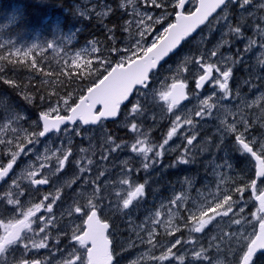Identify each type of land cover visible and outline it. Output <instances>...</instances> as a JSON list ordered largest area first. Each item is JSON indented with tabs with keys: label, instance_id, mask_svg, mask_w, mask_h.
<instances>
[{
	"label": "snow or ice",
	"instance_id": "6c2138e0",
	"mask_svg": "<svg viewBox=\"0 0 264 264\" xmlns=\"http://www.w3.org/2000/svg\"><path fill=\"white\" fill-rule=\"evenodd\" d=\"M187 3H189V0H167V3L166 0H145V4L149 7L163 9L170 5L175 10V21L163 27L162 32L152 34V25L162 23L170 13L164 12L155 19L147 12L137 13L138 19L134 23L139 38L135 39L125 50L118 47L108 50L119 56V62L115 63V66H112V61L107 57L99 60V67L96 69L91 68L92 60L89 59L84 62L89 72H99V69L103 68L106 75L101 74V78H98L91 86L87 87L86 93L81 94L78 100L73 101L71 104L69 103L71 98L69 94V99H63L62 109L58 101L55 107L49 106L48 110L41 111L39 120L36 122L38 126L42 122L41 130L29 132L24 129L25 135L21 138L18 129L12 128V131L16 133L14 139L19 141L15 144L16 151H12V140L0 139V144H6L9 151H11L10 162L6 166L0 165V181H3L5 177L9 176V172L13 170V165L21 153L28 155L32 152V148L26 149L25 144L35 147L40 138H44L48 134H56L58 137L67 138L64 147L56 148L54 151L45 144L44 154H37L35 161H30L19 177H15V173H13L15 178H12V184L9 186V190L5 192L4 199L0 201V204L6 203L13 206L11 209L13 212L19 209L18 215L22 218L8 223L0 221V229H3V234L0 235V264H8V261L2 259V257L14 252L16 249L13 246L22 244L26 252L49 247V235L46 229L49 226L54 228L57 224L56 218L51 215L53 205L57 201L63 203L62 189L65 187L71 188L80 177L56 186L54 195L49 190L40 202L32 204L26 210L20 198L33 196L34 192L38 193L40 191L39 186L48 185L50 189L55 186L60 179L59 174L63 173L65 169L66 162H70V157H73L72 162L78 166L80 173L90 171L88 166L92 165V160L88 159V166L83 165L82 160L84 157L76 160L70 147L71 138L82 135L83 130L79 127L80 124L98 125L109 118H116L121 113L123 105V108L126 109L123 114L125 127L130 128L134 133H138L135 143L131 144L130 151L142 158L144 170L153 168L159 163L158 158L162 156V151L157 150V148L164 149L169 140L176 135L177 129L181 126L182 116H175V123L171 131L167 133V139L163 141V144L157 146L150 144L147 139H140L141 135L146 136L145 133L140 132V125L143 120L148 118L146 98L150 73L152 70L157 69L160 62L164 61L170 54L176 55L179 52L181 42L190 37L217 9H220L223 13V15L218 16V19L223 21L220 26L219 40L211 49H197L198 56L196 58L186 56L180 61L177 67L178 75L181 69L190 71L188 66L190 64L194 65L197 69L194 75L198 76L195 79V88L201 89L205 83L218 86L222 93L220 98L227 99L231 93L229 81L236 66L246 64V54L252 52L257 43H259L261 49H264V16L255 19V13L250 11L253 7V0H198L195 10L185 14ZM230 6H235L239 10V19L235 25L232 22V17L229 16L228 9ZM258 9L264 10V0H259ZM245 14H247V17L255 19V23L246 22ZM247 31H251L252 36H247ZM149 34H152L150 41L146 39ZM257 36L259 41L255 39ZM236 43L243 44V49L236 48L233 51ZM97 44L98 41H91L90 48H84L77 52L72 63L76 67H80V64L76 62L81 60L83 56L96 54L100 51ZM36 47L38 46L33 45L24 51V56L27 57ZM48 48L53 51L57 50L53 44H49ZM222 49H227V51H222ZM262 56H264V53H262ZM0 59H3V57H0ZM106 62L107 65L105 66ZM35 63V61L32 62L33 67H35ZM259 64L262 66L260 72L264 73V58L259 59ZM246 70L251 71V66ZM260 78L264 79V76H260ZM245 83H249V81L246 80ZM186 86L184 80L177 79L176 82L171 84L169 91L161 93V98L169 101V112L178 106L181 101L187 99ZM134 90L137 96L133 101L130 97L134 96ZM213 94H215V88ZM140 97H143V99ZM25 99L31 102L32 98L26 96ZM40 99L43 101L45 97L42 96ZM259 100H264V95L259 97L257 101H253V105ZM201 104V110L195 111L194 114L201 119H207L211 116L214 105L209 103L208 100L201 101ZM0 106L3 107V111L0 112V120L7 121L4 125L6 128H11L13 124L19 125L21 119H26V117H22L15 112L14 106L10 102L6 103L0 100ZM247 107H252V105H247ZM260 107L261 111L264 112V105ZM61 110L67 112L68 115L59 114ZM52 113H56V115L53 117ZM229 114L232 117L230 121L228 119ZM258 120L260 121L259 124H257ZM182 122L190 126L193 124L192 110L184 113ZM220 125L218 128L221 133L220 143L215 144L214 147L219 150L224 138L231 134L236 143L237 151L254 158L256 162L255 178L251 179L250 184L234 189L235 193L240 194V200H233V192L223 191L217 185L218 194L214 195L211 201L206 199L201 202L195 211L187 209L188 216L185 219L186 222L190 221L191 223L186 224V226L189 227L190 233H203L205 237H208V232L211 231V229L205 231L208 225L216 226L225 217L231 220L232 217H229V213H232V216L238 215L237 212H234V207H238L239 213L244 212L246 201H244L243 193L245 190L250 189L252 198L258 202L257 212L252 214V218L255 220V223L252 224V231L211 236L207 239L206 244L202 243L199 237H190L188 240L175 238L168 246L163 247L159 256L152 255L151 258L155 264H174V262L175 264H193L192 261L186 262L187 245L193 246L191 249L192 256L197 264H223V261L217 259L212 252L215 249L216 254H219L223 243H227L232 254L238 257L234 264H255L254 257L259 251L264 250V187L258 186L257 183V181H260L261 184H264V132L260 131V129H264V117H257L256 120H253L244 113L242 108L235 113L226 110L225 118L220 121ZM184 139L186 144L183 146V152L174 162V165L171 166L193 165L196 163L197 156L207 151L198 148L197 134L193 133L190 136H185ZM105 143L108 145L109 153L125 150L129 147L127 143H117L111 135L105 137ZM87 151L84 148L80 149L81 153ZM149 153H152L151 157ZM53 157L56 160L54 168L49 167ZM102 158L108 159V156L104 155ZM231 167L229 159L223 157L215 163L213 171L223 168L230 169ZM130 171L123 173V175H130ZM54 176L57 178L55 181L52 179ZM101 176H105L103 171L96 174L92 180L84 179L83 183L91 188V191L75 192L73 190L72 203L62 213V215L66 214L68 217L75 216V218L81 219L83 228L80 225L73 227L71 241L74 244L70 245V251H68L61 264H119L113 241L109 239L112 233L109 231L110 224L105 216V209L112 208L111 201L105 203L107 197L112 195V183L107 177L104 181H100ZM23 180H27L28 183L26 185L22 184ZM221 180H223V177H221ZM187 182L191 187L192 182ZM147 183L146 180L144 183L136 185L134 181L127 178L121 179L118 185L120 191L115 193L116 209L131 210L140 206L141 201H146ZM185 199V196H176L170 203L175 204L177 210H179L181 202ZM46 201L47 203H45ZM241 202H243V205ZM42 209L49 214L47 218L43 214L37 215V213H41ZM209 213H212V215H209ZM125 215H129V212H125ZM156 215L159 216V213H156ZM155 223H158V221ZM234 223L241 225V220L236 219ZM34 224L36 228H33ZM174 231H179V228L174 229ZM29 233H33V235L29 236ZM40 233L44 235L37 240L35 236ZM232 241H235V248L232 247ZM147 243L156 248L158 241L155 240L154 229L148 231ZM57 244H59V240H57ZM20 264H41V262L35 259H25ZM132 264H139V260L133 261Z\"/></svg>",
	"mask_w": 264,
	"mask_h": 264
},
{
	"label": "rangeland",
	"instance_id": "374dc122",
	"mask_svg": "<svg viewBox=\"0 0 264 264\" xmlns=\"http://www.w3.org/2000/svg\"><path fill=\"white\" fill-rule=\"evenodd\" d=\"M55 1L65 2L66 4L73 5L75 12L80 15L74 18L77 20L80 19L81 17L87 18L88 16H90L89 12H92V10H93L94 15H98V17L106 18V16H108L110 12L108 11L110 10L108 6H110L111 8L113 7L112 2L118 4L119 9L117 10H121L120 9L121 5L131 4L129 12H126V14H131L129 15L131 17L124 16V19H122L123 16L120 18L118 16H115L116 18L114 17L113 19L114 21H112L113 24L115 23L114 25L112 24V27L113 26L115 27L111 29L110 31V33L114 34L115 37L110 34L111 39L108 38V41L110 42L108 43V46L112 48L118 47L121 50H125L129 45H131L134 42L135 39L139 38L137 27H136V24L134 23V21L138 19L137 13L147 12L148 14L152 15L154 19L159 17V13L152 10L153 7H149L148 5L145 4V0H98V1L97 0H77V2L76 0H74L75 2L73 0H55ZM258 2L259 0H253V7L250 9V11L255 13V19H259L261 16H264V10L259 11L258 9ZM83 5L84 6L86 5V6L84 7ZM194 7H195V3H192L188 10L192 11ZM114 8L115 7H113V9ZM228 12L229 14L231 12L237 13L239 12V10L235 6H230L228 9ZM219 15H223V13L221 12ZM218 16L213 20V22L203 32L197 35L193 40L189 41L187 46L179 52L178 56L174 59L175 61L173 64L174 66H172L170 69V72L172 74L177 73L178 64L186 56L191 57V58H196L198 56L197 49L203 50L206 47H208V49H211L213 45L219 40V39L214 40L210 38V34H212V31L210 30H212L216 25L221 26V24H223V21H220L218 19ZM245 16H246V20H249L247 21L248 23H255V19H253L252 17H247V14H245ZM119 19H122V20L118 21ZM57 23L59 25V28H61L62 27L61 23L59 21H57ZM166 26H167V21H162V23L160 24H153L152 34H158L162 32L163 27H166ZM57 34L58 33L51 35L48 38L47 42L49 41V39L51 40L55 38L53 42V45H55L57 49L55 52L57 54L65 55V59H69L71 63L77 53V52L75 53V51L79 52L84 48L90 47V45H84L81 47L78 46L75 50L73 49L74 45L83 44L80 41H77V38L75 36L76 34H73L70 37V40H69V37H66V36L61 37L59 34L58 35ZM152 34H149L146 37V39L150 41L152 39ZM56 35L57 37H55ZM248 36H252L251 31H248ZM112 37H114L115 39H113ZM255 39L259 41L258 36L255 37ZM43 42L44 41L40 42V44L37 45L38 50L40 49V47L42 48L43 46L46 45V44H42ZM5 43H8V45H10L11 48L18 47L12 41H8V42L5 41ZM32 46L33 45L30 44L29 46H27V48L29 49ZM243 47H244L243 44H239V49H243ZM23 49L24 47L22 46L13 51L22 52ZM17 50H20V51H17ZM262 53H264V49H261L259 43H257L253 47V51L247 53L245 56L246 64L252 65L251 71L246 70L248 68V67L245 68L246 64L236 66V68L239 71L230 78L229 88L231 90V93H230L229 98L221 99L220 96L222 95V93L220 92L218 86L210 84L202 94L192 95L191 101H190L191 103L188 106L175 110V112H169L168 109H166L167 106L164 104L163 105L161 104L160 99L162 101L161 93L165 92V90L168 89L169 86L173 82H176V80L179 78H169L167 79V82H166L164 73L161 74L158 78H154V83L150 84L149 89L147 90L148 92V95L146 98L147 109L150 110L151 109L150 107L153 105L155 106H158V104L162 105L164 107L165 113L164 114L159 113L157 115V118L160 120L162 119L163 115L166 117L167 115L166 111H167L169 115V119H170V124H171L169 131H171L173 124L175 123V116L176 115L182 116L181 126L177 129L176 135H174L172 139L169 140L168 145H165L164 149H162L161 157H166V155H163L164 152H170V151L175 152L178 149L177 143L178 142L186 143V140L184 139V137L190 136L193 133L197 134V138L198 140H200L204 138V136L202 137L199 136L200 132H205L208 130V133L210 136L214 135L216 137V141H215L216 144H219L221 133L218 131V128L221 126L220 121L225 118L226 110H230L231 113H235L237 112L238 109L242 108L244 113L253 120H256L257 117H259L258 115L264 114V112L261 111V107H260L261 105H264L263 100H259L254 105L252 103L253 101H257L259 97L264 95V91L262 90L264 88V79H260V76H264V73L260 72V68L262 66L259 64V59L264 58V56H262ZM103 57H107L109 60H111L112 66H114L115 63L119 62V56H117L115 52H109L108 50L104 49L102 55H101V51H99L96 54H92L90 57H87V55L83 56L81 60L77 61L76 63L80 62L78 64H82L84 63L83 62L84 60L87 61L89 59L92 60L93 62L96 61L97 63H99V60ZM106 65H107V62L105 66ZM192 66L193 68L191 69L189 73L185 71H181L179 74L181 79L184 80L186 84L189 82H194L195 79L198 78V76L194 75L197 69L194 65ZM174 67H176V70H174ZM100 69L103 70V68H100ZM246 80L249 81V83H245ZM250 81H251V85H250ZM214 88H215V94H213ZM35 95L32 92V93H29V95L27 96V97L32 98L31 102H29V100L27 99L21 100L20 98L16 99L15 102H18L19 104L21 103L20 105L25 106V107L26 106L34 107V105L36 104ZM136 96L137 94H135V96L133 97V101ZM140 98L143 99V97H140ZM203 100H208L209 103H212L214 105L212 109V114L207 119H201L199 117H196L194 114L195 111L201 110L202 108L201 101ZM59 103L62 109L63 100L59 101ZM69 103L71 104L70 100H69ZM16 104L14 103L12 105L14 107H17L18 104L17 105ZM56 105H57V102L56 103L45 102V103H42V106H41L40 101H38L36 107L34 108H38V107L39 108L36 109L34 114L37 113L38 115L41 111L48 110L49 106L55 107ZM247 105H252V107H247ZM0 108H2V106ZM189 110H192L193 124L191 126L183 124L182 122L184 113L188 112ZM63 112L65 111L61 110L59 114L62 115ZM52 115L54 117L56 113H52ZM21 116L27 117V118L21 119L19 125L13 124L11 128H6L4 126L7 123L6 120H0V139H3L5 141L12 140L13 141L12 151L17 150L15 147V144L19 142L14 139V137L16 136V133L12 131V128L18 129L21 138H23L25 135L23 131L24 129H27L29 132H31V131H36L35 128H38L37 123L33 117V114H30V113L27 114V112H24ZM147 117L148 118L145 121H151L152 117H154V114L147 113ZM231 118L232 117L229 114L228 115L229 121L231 120ZM120 123H122V120ZM259 123L260 121L258 120L257 124ZM151 127L152 126H150L149 129H144L143 125L141 124L140 132L145 133L147 135L148 132L146 131H149ZM260 131L264 132V129H260ZM8 134H11V135H8ZM135 134L138 136V133H135ZM108 135H111L108 129L105 127V125L101 124L100 127L96 129L83 130L81 136L72 137L71 138L72 142H71L70 147L72 148L74 158L76 160H79L81 157H84V159L82 160V164L85 166H88V159H91L92 165L88 166L90 167V171H87L86 173H80L78 166L75 165L74 162H72L73 157H70V162H66L63 173L59 174L60 179L58 183L55 186H53L51 189L49 188V190H51L54 195L56 186L63 185L65 181H71L77 177H80V179H77V182L73 185H75L78 191H81V192L85 190L90 191L91 188H88V186L83 183V180L84 179H88V180L94 179L96 174L102 171L100 170V168L103 166L104 163L107 164V166L109 167V170L113 168L112 166H115V168L116 167L120 168L115 173H112L110 171V174L107 176L108 180L112 183V189H111L112 195L108 196L107 199L105 200V203L106 201L107 203L110 201L112 202V208L105 209V216H109L111 217V220H113L114 228L111 231L112 235L110 239L113 241V245L115 247L114 250L117 254L116 258L119 260V264H132L133 261H137V260H139V264H155V262L151 258L152 255L154 254L156 256H159L161 251L163 250V247L168 246L170 242H172L175 238H182L184 240H188L190 237H199L200 241L206 244L207 239L210 238L211 236H224L229 233H238V232L247 233V232L252 231V224L255 223V220H253L252 218V214L256 212L253 211V213H251V211L249 210L248 202H250L251 199L245 196V191L243 193L244 201H246V206H244V212L239 213L238 207H234L233 210L234 212H237L238 215L232 216V213H229V217H232L231 220H229L228 217H225L224 220H222L216 226H213L211 224H210L211 226L208 225L207 228L205 229L206 232L208 231V229H211V231L208 232V237H205L203 233H190L189 227L186 226V224H190L191 222L190 221L186 222V219H185V217L188 216L187 209H192L193 211H195V209L199 207L201 202H204L206 199L207 201H211L212 197L218 194L217 185H219L220 189L223 191H225V187L223 184L225 185L229 184L231 186H234V183L237 181V177H235V182H234V179H226L227 176H230L229 175L230 173H228L230 169H231L230 171H232L235 176L237 175L244 176L248 168H249V171H251V166L248 163V161H246L245 159H243L242 161L247 162V164L243 165V169H242L243 173H242V171H240L236 165H232L230 169L223 168V169H215V171H213V169L215 168V163H213V161L208 162L209 159L207 158L205 159L204 157H201V158L199 157L198 161H196V163L200 165L199 168H197L198 167L197 166L194 169L195 172L194 171L189 172L191 176L192 175L193 176L196 175V177L198 176L196 179H193V185L197 183L198 184L191 186V187L188 185L187 186L188 190L184 192H186L185 193L186 200L189 198V194L187 192L196 193L195 195H193V197L195 198L197 197L198 199L199 198H204V199L201 200L200 204L196 203L194 206L184 205L183 207H181V204H180L179 210L184 213V219H182L180 223H176L174 220V217L178 214L177 206L175 204H171V203L168 205L164 204L163 206H160V207H157L156 205L155 208L151 205L150 206L148 205L154 202L159 203L164 199L162 195L163 193L158 192V191H154L150 200L147 203H145V205L140 204V206H138L136 210H132V209L131 210H123V209L117 210L115 193L120 191V187H118L119 181L121 179L127 178L130 181H134L135 184L138 185L140 184V181L136 177H133V180L131 178L133 173L136 172L137 174H140L146 170L143 169L142 158L137 156L135 153H132L131 151L127 153L123 152L122 155L116 158H111L110 153L108 151V145H106L105 143V137ZM145 137L146 136L141 135L140 139H145ZM135 140H134V143H135ZM230 140H234L231 134H229L227 137L224 138L223 144L221 145L219 150L216 147H213L212 152L210 154H215V155L217 154L219 160L222 159L223 157L228 158L229 152L234 148ZM66 141H67V138L63 136H59V137H53L49 139L47 142L44 141V143L39 142L38 144H36L35 147H33V145L25 144L26 149L32 148V152L29 153L28 155L21 153V155L17 158V161L15 163L17 167H16V171L14 172L15 177H19L21 175L22 170H24L27 167L30 161H35L37 154H41V155L44 154L45 144H47L49 149H52L54 151L56 148L64 147V145L66 144ZM112 146L114 147V145ZM81 148L87 149L88 151L86 153H81L80 152ZM111 153H114V152H111ZM233 154L238 155V153L235 151V148L233 150ZM104 155H107L108 159H103L102 156ZM149 156L151 157L152 153H149ZM161 157H159L158 160H160ZM10 159H11V151H9L8 146L6 144H0V165H4L10 162ZM134 162L136 163V168L132 167ZM55 164H56V160L53 157L50 161L49 167L54 168ZM37 166H38V162H37ZM156 166H159V163H157ZM129 170H131L130 175L124 176L123 173L128 172ZM198 170L200 171V173ZM205 170H206V175L208 176L207 179L201 176ZM97 171L98 173H96ZM220 174H223V175H220ZM217 176H218V182L216 184ZM15 177H12V178H15ZM101 177L99 179H101ZM221 177H223V180H221ZM52 179L55 181L57 178L54 176ZM104 180L105 178L103 179V181ZM184 182L187 183V181H184ZM27 183H28L27 180L22 181V184L24 185H26ZM11 184H12V179L5 186L4 191L1 192L0 201H3L4 194L6 191L9 190V186ZM259 186L264 187V184L260 183ZM176 189L178 190L177 187ZM206 189L208 191H206ZM48 192L49 191H47L46 193H42V192L35 193L34 192L33 196L21 197L20 199L24 205V209L26 210L27 207H30L32 204L40 202L43 199V196L48 194ZM163 192H166V194L171 195L173 193V189H171V191L170 189L168 191L164 189ZM199 192H204V194L201 196V193ZM205 193H207V195ZM235 200H240V194H238ZM241 204L243 205V202H241ZM12 207L13 206L9 205L8 215H6L4 218L0 217V221H2L3 223H8L9 221H14L15 219L22 218L18 215L19 209H17L16 212H13L11 210ZM4 208H5V205L1 206L0 204V212ZM162 209L164 213L161 211ZM125 212H129V215H125ZM156 213H159V216H157ZM209 215H212V213H209ZM236 219L241 220V225H243V227H241V225H237L234 223V220ZM156 221H158V223H155ZM75 225H80L79 219L77 220L72 219L71 222H69L68 228H69L70 235H72V229ZM33 228H36L35 224L33 225ZM176 228H179V231H174V229ZM152 229L155 230V240L158 241L156 248H153L151 245L147 243L148 231ZM46 231L47 233L50 232L49 228L46 229ZM37 232H38V229H37ZM2 233H3V229H0V235H2ZM170 233H174V234H170ZM178 233L180 234L178 235ZM28 235L32 236L33 233H29ZM42 235L44 234L40 233L39 235L35 236V238L39 240L40 236ZM231 243H232V246H234L233 248H235L236 246L235 241H232ZM226 246H228L227 243L221 244V249H220L219 254H216L215 249H213L212 252H213V255L216 256L217 259H219L220 261H223V264H231L229 259H232L235 256L232 254L230 255V258L225 257L226 258L225 259L223 254L221 253L224 251V248ZM13 247H15L16 250L23 249L22 244L16 245ZM192 247H193L192 245L186 246L187 251H188L186 262L192 261L193 264H197V262L193 260L192 251H191ZM40 250L43 251L42 255H43L44 264H59L60 261H63L66 258L68 251H70V246H64V245L56 246V254H53L52 252L47 251V248L40 249ZM58 254H59V257H57V259L54 260V256Z\"/></svg>",
	"mask_w": 264,
	"mask_h": 264
},
{
	"label": "trees",
	"instance_id": "16d2710c",
	"mask_svg": "<svg viewBox=\"0 0 264 264\" xmlns=\"http://www.w3.org/2000/svg\"><path fill=\"white\" fill-rule=\"evenodd\" d=\"M64 6H66L65 2H55V0H18V1L17 0H8V1L0 0V48H1L0 57H3V59H0V97H1L0 100L2 99V97L6 98L5 96L6 94H13L14 96L17 95L16 97L19 96L18 98H20L21 100H24L25 97L29 95V93L33 92L34 95L36 94L35 95L36 100L34 99L36 104L34 105V107H36L38 101H40V104L42 106V103H45V102H53V101H59L62 98H69V94L71 95V98L77 97L78 95L82 94L87 89V87L91 86L98 78H101V74H104L101 69H99V72H95V71L89 72L88 68L85 67V63L80 64V67H76V65L72 64L69 59H65V55L57 54L52 49H49L48 45L53 44L55 40V38L51 40L49 39V41L47 42L50 36L47 37L42 43V44H46L45 46H43L42 48L40 47L39 50L36 47L33 49L32 52L28 54L27 57L24 56V51L28 49L25 46L24 42L27 40L29 44L31 45H39L42 40V38L40 37L44 35H48L49 29H51L49 32L52 34L53 29H55L57 27L56 25H58L57 23L58 18H61L60 16H63L62 14H59V13L61 12L60 10H63L65 8ZM17 11L20 13H18ZM46 11H48V13ZM52 13L53 14L55 13V14L52 15ZM65 16L68 17V21L67 20L65 21L68 24L66 23L64 26L59 28L58 34L61 37L66 36V37H69V40H70V37L73 34H76L75 36L77 38V41H84V39L85 41L89 40V42H87L86 44L90 43L91 41H98L97 45H99V48H104L106 45H108V43H110L108 41V37L111 35L108 29L111 30L112 28H114V26L112 27V25L109 24L112 17H110L111 19L109 18L110 20L108 19V21L102 20L103 22H98L99 20H101L99 18H96L93 20L91 19V23H90V19L86 23V21L82 17L83 19H80L81 20L80 22H82L83 20L84 21L81 23V25L78 26V25H75L74 21L69 22L71 19V16L69 15V13ZM13 18H14V21H12ZM20 20L23 22H21ZM8 23H11V24H8ZM66 25L67 26L69 25L68 28ZM13 29H16V30L18 29L20 30V32L18 34L13 33L12 32ZM39 31H41L42 33ZM35 32H37V34H35ZM77 33L79 34V36L77 35ZM57 35L55 37H57ZM21 38H24V39H21ZM33 39H37V40L35 41ZM5 41L7 42L15 41L14 42L15 45L18 47L11 48L8 45V43L7 44L5 43ZM1 43H4V45ZM77 45H84V44H76L74 45V47ZM5 46H8V47H5ZM22 46L25 49V50L23 49L22 52L13 51ZM7 51H12V52L8 53ZM33 61L36 62L35 67H33L32 65ZM85 61L86 60H84L83 62ZM98 67H99L98 63L96 61L95 62L92 61L91 68L96 69ZM40 69H42L43 72H40L41 71ZM42 96L45 97L43 101H41L40 99V97ZM14 103L18 104L17 107H14V109H16L15 112L20 111L22 109L23 112L26 111L34 115L36 109L39 108V107L34 108L30 106L25 107V106L19 105L18 102H14ZM260 116H262V114H260ZM213 143H214L213 138L205 137V139L202 142L201 148L206 149L207 151L200 154V158L201 157H204L205 159L207 158L209 159L208 162L213 161L214 154H210L212 152V148L214 147V145H212ZM198 159L199 158H197L196 161H198ZM195 164L198 167L200 166L198 163H195ZM189 169L191 172L193 171V167ZM171 174L174 175L175 173L171 172L168 174L167 177H166V174L164 175V173L157 174V175H154V174L151 175L150 181L152 183L151 188H153V191L162 189L164 185H166V187H168L167 189H169L171 187V182L169 179L170 177L173 176ZM202 175H206V171H204ZM173 177L171 178V181L173 180L172 181L173 184H177V181L179 184L180 178L179 180H177V177L176 178H173ZM197 177L196 175L195 177L193 175L186 176L185 181H191L193 184V179H196ZM235 177H237V181H239L244 176H239V175L235 176L231 174V179H234V182H235ZM226 186L229 187L230 185L227 184ZM206 191L208 190L206 189ZM205 194L207 195V193ZM230 255H232V251L228 247L226 251V257L230 258ZM236 259L237 257L231 259V262L234 263ZM255 264H264V255L256 257Z\"/></svg>",
	"mask_w": 264,
	"mask_h": 264
},
{
	"label": "flooded vegetation",
	"instance_id": "af4514ba",
	"mask_svg": "<svg viewBox=\"0 0 264 264\" xmlns=\"http://www.w3.org/2000/svg\"><path fill=\"white\" fill-rule=\"evenodd\" d=\"M49 188L50 186L48 185L41 187L39 192L46 193L47 191H49ZM73 190H75V192H81L76 189L75 185H73L71 188L65 187L62 189L63 203L61 201H57V203L53 205V213L51 215L56 218L57 224L55 228L49 227V247L47 248V251L53 252L54 254H56V246H70L71 244H74V242L71 241V235L69 234L68 222H70L72 219L74 220L77 218H75V216L68 218L66 214L62 215L68 205L72 203V197L74 194ZM45 203H47V201ZM40 214H43L46 218L49 216V214L43 209L41 210ZM80 221V226L81 228H83V222L81 219ZM57 240H59V244H57ZM42 254L43 251L41 250L33 249L31 251L26 252L24 249H19L14 252H10V254H7L5 257H2V259H6L8 261V264H20V262L25 259L39 260L41 264H44Z\"/></svg>",
	"mask_w": 264,
	"mask_h": 264
},
{
	"label": "bare ground",
	"instance_id": "6f19581e",
	"mask_svg": "<svg viewBox=\"0 0 264 264\" xmlns=\"http://www.w3.org/2000/svg\"><path fill=\"white\" fill-rule=\"evenodd\" d=\"M7 1H8V0H7ZM17 1H18V0H17ZM73 1H74V0H73ZM97 1H98V0H97ZM74 2H75V1H74ZM76 2H77V0H76ZM102 2H103V1H102ZM137 2H138V1H137ZM97 3H98V2H97ZM99 3H100V2H99ZM17 4H18V3H17ZM77 4H78V3H77ZM81 4H82V3H81ZM64 5H65V4H64ZM110 5H111V4H110ZM62 6H63V5H62ZM77 6H78V5H77ZM83 6H84V5H83ZM85 6H86V5H85ZM85 6H84V7H85ZM48 7H49V6H48ZM64 7H65V8H64L63 10H60L61 12L59 13V14H62L63 16H60L61 18H58L57 21H59V22L61 23V25L64 26V25L67 23V22H65V21H66V20L68 21V17L65 16V15H67V14L69 13V15L71 16V19H70L69 22L74 21L75 25H78V26L81 25V23H82L84 20H83L82 22H80V21H81L80 19H83L82 17H81L80 19H78L79 21H78L77 19H74V18L80 16L78 13L75 12V10H74V6H73V5H70V4H66V6H64ZM101 7H102V6H101ZM51 8H52V7H51ZM10 9H11V8H10ZM31 9H32V8H31ZM57 9H58V7H57ZM61 9H62V8H61ZM68 9H69V11H68ZM88 9H89V8H88ZM94 9H95V8H94ZM99 9H100V8H99ZM106 9H107V8H106ZM91 10H92V9H91ZM51 11H52V10H51ZM73 11H74L77 15H76ZM89 11H90V10H89ZM108 11H110V10H108ZM17 12H18V11H17ZM46 12L48 13V11H46ZM52 12H53V11H52ZM71 12H72V14H71ZM106 12H107V11H106ZM18 13H20V12H18ZM18 13H17V14H18ZM22 13H23V12H22ZM85 13H86V12H85ZM85 13H84V14H85ZM54 14H55V13H54ZM54 14L52 13V15H54ZM87 14H88V13H87ZM89 14H90V16H88V18L91 17V16H97V17H98V15H94V14H93V10H92V12H89ZM50 15H51V14H50ZM101 16H102V15H101ZM21 17H22V16H21ZM54 17H55V16H54ZM57 17H58V16H57ZM62 17H63V18H62ZM106 17H107V16H106ZM6 18H7V17H6ZM45 18H46V16H45ZM115 18H116V17H115ZM119 18H120V17H119ZM50 19H51V17H50ZM53 19H54V18H53ZM110 19H111V18H110ZM110 19H109V20H110ZM122 19H124V16L122 17ZM122 19H119L118 21H120V20H122ZM132 19H133V18H132ZM3 20H4V19H3ZM3 20H2V21H3ZM10 20H11V19H10ZM45 20H46V19H45ZM88 20H89V19H85L86 23L88 22ZM92 20H93V19H92ZM98 20H99V19H98ZM2 21H1V22H2ZM7 21H8V20H7ZM7 21H6V22H7ZM12 21H14V18L12 19ZM20 21H21V20H20ZM42 21H43V20H42ZM95 21H96V20H95ZM107 21H108V19H107ZM112 21H114V20H112V19L110 20V23H109L110 25L113 24ZM116 21H117V20H116ZM21 22H23V21H21ZM25 22H26V21H25ZM46 22H47V21H46ZM55 22H56V21H55ZM98 22H103V21H102V20H99ZM98 22H97V23H98ZM16 23H18V22H16ZM16 23H15V24H16ZM52 23H53V22H52ZM90 23H91V19H90ZM8 24H11V23H8ZM19 24H20V23H19ZM45 24H46V23H45ZM67 24H68V23H67ZM105 24H106V22H105ZM114 24H115V23H114ZM114 24H113V25H114ZM2 25H3V24H2ZM12 25H13V24H12ZM12 25H11V26H12ZM49 25H50V24H49ZM54 25H55V24H54ZM85 25H86V24H85ZM96 25H97V24H96ZM102 25H103V24H102ZM102 25H101V26H102ZM116 25H117V24H116ZM6 26H7V25H6ZM6 26H5V27H6ZM42 26H43V25H42ZM56 26H57V27H56L55 29H53L52 34L49 32L51 29H49V31H48V35H44V36L40 37V38H42L41 42L44 41L45 38H47V37H49V36H51V35H54L55 33H58L59 25H56ZM66 26H67V25H66ZM68 26H69V25H68ZM68 26H67V28H68ZM12 27H13V26H12ZM46 27H47V26H46ZM91 27H93V26H91ZM102 27H103V26H102ZM114 27H115V26H114ZM2 28H3V27H2ZM33 28H34V27H33ZM67 28H66V29H67ZM79 28H80V27H79ZM94 28H95V27H94ZM111 28H112V27H111ZM25 29H26V28H25ZM41 29H42V28H41ZM81 29H82V28H81ZM91 29H92V28H91ZM116 29H117V28H116ZM8 30H9V29H8ZM15 30H16V29H13L12 32H13V33H16V34H18V33L20 32V30H18V29H17L16 31H15ZM42 30H43V29H42ZM44 30H45V29H44ZM64 30H65V28H64ZM94 30H95V29H94ZM3 31H4V30H3ZM23 31H24V29H23ZM81 31H83V30H81ZM81 31H79V32H81ZM4 32H5V31H4ZM12 32H11V33H12ZM25 32H26V31H25ZM25 32H24V33H25ZM39 32H41V31H39ZM45 32H47V31H45ZM88 32H89V31H88ZM90 32H91V31H90ZM24 33H23V34H24ZM28 33H29V32H28ZM41 33H42V32H41ZM84 33H85V32H84ZM29 34H30V33H29ZM35 34H37V32H35ZM43 34H44V32H43ZM46 34H47V33H46ZM49 34H51V35H49ZM11 35H12V34H11ZM33 35H34V34H33ZM77 35L79 36L78 33H77ZM81 35H83V34H81ZM95 35H96V34H95ZM20 36H22V35H20ZM24 36H25V35H24ZM30 36H32V35H30ZM78 36H77V37H78ZM17 37H18V36H17ZM17 37H15V38H17ZM34 37H35V36H34ZM82 37H83V36H82ZM84 37H85V36H84ZM85 38H86V37H85ZM21 39H24V38H21ZM21 39H20V40H21ZM27 39H28V38H27ZM82 39H84V38H82ZM15 40H16V39H15ZM17 40H18V39H17ZM25 40H26V39H25ZM25 40H24V41H25ZM33 40L36 41L37 39H33ZM90 41H91V40H90ZM14 42H15V41H14ZM14 42H13V43H14ZM19 42H20V41H19ZM30 42H32V41H30ZM80 42L83 43V44H85V43L89 42V40H86V41H85V39H84V41H80ZM24 43H25V46H26V47L30 45L29 42H28L27 40H26ZM1 44L4 45V43H1ZM6 44H7V43H6ZM9 44H10V43H9ZM9 46H10V45H9ZM5 47H8V46H5ZM5 47H4V48H5ZM10 47H11V46H10ZM12 47H13V46H12ZM15 48H16V47H15ZM0 49H1V48H0ZM3 50H4V49H3ZM10 50H11V49H10ZM7 52L9 53V52H12V51H7ZM32 56H33V55H32ZM36 57H37V56H36ZM27 59H29V58H27ZM40 60H41V59H40ZM58 66H59V65H58ZM23 67H24V66H23ZM37 67H38V66H37ZM40 70H41L40 72H43L42 69H40ZM49 72H50V71H49ZM16 76H17V74H16ZM16 78H17V77H16ZM17 79H18V78H17ZM87 80H88V79H87ZM32 81H33V80H32ZM16 82H18V81H16ZM19 83H20V82H19ZM192 83H193V82H192ZM239 88H240V87H239ZM67 89H68V88H67ZM72 89H73V88H72ZM69 90H70V89H69ZM70 91H71V90H70ZM71 93H72V92H71ZM5 96H6V98L2 97L1 100L5 101V102H10L11 104H13V103L16 101V99H19V98H18L19 96L16 97L17 95L14 96L13 94H6ZM65 96H66V95H65ZM0 98H1V97H0ZM48 98H49V97H48ZM15 104H16V103H15ZM16 105H17V104H16ZM19 105H20V104H19ZM31 106H32V104H31ZM18 109H19V108H18ZM15 110H16V109H15ZM23 110H24V109H23ZM2 111H3V107L0 108V112H2ZM24 112H26V111H24ZM24 112H23L22 109H21L20 111H17L16 113L19 114V115L21 116ZM27 114H28V112H27ZM30 116H31V115H30ZM26 118H27V117H26ZM30 118H32V117H30ZM152 118H153V117H152ZM27 120H28V119H27ZM3 160H4V159H3ZM197 168H199V167H197ZM193 171H194V170H193ZM198 171H199V170H198ZM194 172H195V171H194ZM196 172H197V171H196ZM169 173H170V172L167 170V171H166V177L168 176ZM199 173H200V171H199ZM175 174H176V173H175ZM175 174H174V175L171 174V175L174 176V177H173V176H172V177H173V178H176V177H177V180H179V178H180V176H181V173H177L176 175H175ZM185 175H186V176H191L190 173H186ZM169 176H170V175H169ZM172 177H170V179H169L170 182H171L170 191H171V189H173V191H177V189H176L175 187L178 186V188H179L178 181H177V184H173V182H172L173 180L171 181V178H172ZM194 177H195V175H194ZM131 178H132V177H131ZM158 181H159V180H158ZM155 184H156V183H155ZM162 184H164V183H162ZM67 219H68V218H67ZM66 222H67V221H66ZM136 248H137V247H136Z\"/></svg>",
	"mask_w": 264,
	"mask_h": 264
},
{
	"label": "water",
	"instance_id": "95a60500",
	"mask_svg": "<svg viewBox=\"0 0 264 264\" xmlns=\"http://www.w3.org/2000/svg\"><path fill=\"white\" fill-rule=\"evenodd\" d=\"M197 4H198V1H197ZM220 9H217V11L215 12V13H213L211 16H209V18H208V20L207 21H205V23L203 24V25H200L197 29H196V31L190 36V37H188V38H191L192 36H194L195 34H196V32L201 28V27H203L218 11H219ZM188 38H186V40L188 39ZM185 40V41H186ZM184 41H182L181 42V44L183 43ZM166 59V58H165ZM162 62V61H161ZM160 62V63H161ZM160 65V64H159ZM158 65V66H159ZM156 69H154V70H152V72L153 71H155ZM197 90H199V89H197ZM187 99H185V100H183V101H181L180 102V104L182 103V102H185ZM125 103H127V102H125ZM123 106V105H122ZM98 107H100V106H98ZM117 118V117H116ZM116 118H109V119H107V120H105V121H113V120H115ZM41 125H42V122H41ZM83 127H86V126H96V125H83V124H81ZM63 127V126H62ZM10 173V172H9ZM7 177H5V179H6ZM4 181V180H3ZM1 183H2V181H0V185H1ZM255 203L257 204V207H258V202H256L255 201ZM257 230H258V226H257ZM261 253H264V250H262V251H259L257 254H261ZM256 254V255H257Z\"/></svg>",
	"mask_w": 264,
	"mask_h": 264
}]
</instances>
